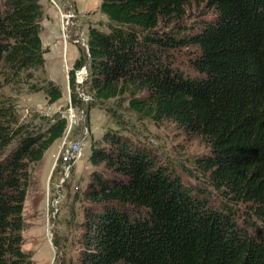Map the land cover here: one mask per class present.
Returning a JSON list of instances; mask_svg holds the SVG:
<instances>
[{
  "label": "trees",
  "instance_id": "1",
  "mask_svg": "<svg viewBox=\"0 0 264 264\" xmlns=\"http://www.w3.org/2000/svg\"><path fill=\"white\" fill-rule=\"evenodd\" d=\"M192 2L211 15L184 28ZM99 10L107 31L85 35L87 108L125 97L138 119L199 139L207 189L185 186L131 136L105 133L91 144L74 264H264V0H101ZM41 17L40 0H0V264H33L22 250L30 168L66 127L58 113L20 121L1 93L61 98L45 72ZM183 46L195 53L178 66ZM82 65L80 54L68 71L74 107Z\"/></svg>",
  "mask_w": 264,
  "mask_h": 264
},
{
  "label": "rangeland",
  "instance_id": "2",
  "mask_svg": "<svg viewBox=\"0 0 264 264\" xmlns=\"http://www.w3.org/2000/svg\"><path fill=\"white\" fill-rule=\"evenodd\" d=\"M55 1L62 13L71 9L74 15L81 16L75 21L81 24L84 35L90 26L100 31H107V19L99 10L101 0H76L82 10L89 8L84 13L76 8L72 0ZM40 3L46 7L48 1L41 0ZM48 4L49 8H53L52 4ZM54 11L59 21L62 20L57 10ZM209 15L211 12L202 4L192 2L186 6L181 22L186 28L199 21V17ZM41 21L42 17L40 26ZM59 29L61 31V24ZM194 53L195 48L187 46L173 51L175 65H184L188 61V56ZM76 54V59L80 54L82 55L79 47ZM51 57V60L45 58V72L62 93L61 98L55 103L47 104L41 92L28 93L25 90L17 91L18 88L11 90L8 87L1 90L3 98L13 103L17 116L24 123L37 125L45 121L42 117L49 118L56 113L60 114V111L66 112L69 108L68 71L72 67L66 68L68 70L66 74L65 59L62 61L60 55ZM69 65L71 66V62ZM74 75L73 72V80ZM72 107V115L77 119V125L66 140L69 143L76 140L82 143L78 160L65 176L62 161L58 157L61 137L45 151L42 159L30 168L29 187L23 208L22 250L30 254L33 264H74L78 249L77 224L81 220L79 195L85 188L92 171L88 161L91 144L93 141L101 140L107 132L117 130L120 135L131 136L132 141L138 142L156 154L158 161L178 176L185 186L191 189L201 187L207 189L202 174L195 165V159L208 150L199 139L186 135L171 122L157 125L147 119H138L127 110L125 97L89 109L85 104ZM77 200L79 202H76ZM236 207L241 218L244 216L245 208L242 205ZM53 239L58 242L59 252L53 246Z\"/></svg>",
  "mask_w": 264,
  "mask_h": 264
},
{
  "label": "built area",
  "instance_id": "3",
  "mask_svg": "<svg viewBox=\"0 0 264 264\" xmlns=\"http://www.w3.org/2000/svg\"><path fill=\"white\" fill-rule=\"evenodd\" d=\"M48 3L53 5V8L57 10L59 15L61 16L62 20H60V24L62 25V38L64 46L67 44V41L73 42L77 45L80 50L82 51L83 56V65L74 71V82H75V94L82 102V105H86L94 101V98L88 94L84 89V83L89 76V54L87 49V42L84 35L83 28L80 23L76 22L77 18H80V15H74L71 9L65 13L59 9V5L56 3L55 0H47ZM71 27L73 32H67V29ZM68 109L66 112L60 111L59 117L64 119L66 122V127L60 141L59 146V154L62 164H63V174L66 176L70 167L78 160L81 151V142L76 140L72 143H69L66 139L70 136L71 132L74 129V126L77 125V119L72 115L73 107L70 100H68ZM83 140V139H81Z\"/></svg>",
  "mask_w": 264,
  "mask_h": 264
},
{
  "label": "crops",
  "instance_id": "4",
  "mask_svg": "<svg viewBox=\"0 0 264 264\" xmlns=\"http://www.w3.org/2000/svg\"><path fill=\"white\" fill-rule=\"evenodd\" d=\"M72 1L80 12L84 13L86 10L89 9L88 8L86 10H82L79 7L76 0H72ZM48 6H49L48 3L46 7L42 5L43 15L41 21L42 30H41L40 38L42 41L43 48L46 50L44 59L49 58L51 60L52 55H60L62 61L65 59V70L66 68L70 69V67L73 66L76 60L77 57L76 53L78 52V46L71 41H67V44L64 46L62 32L59 29L60 27L59 18L57 17V14L54 11V9L52 7L49 8ZM67 32L68 34L72 33L73 32L72 28L69 27ZM70 62H71V66L69 65ZM67 71L68 70H66V74Z\"/></svg>",
  "mask_w": 264,
  "mask_h": 264
},
{
  "label": "clouds",
  "instance_id": "5",
  "mask_svg": "<svg viewBox=\"0 0 264 264\" xmlns=\"http://www.w3.org/2000/svg\"><path fill=\"white\" fill-rule=\"evenodd\" d=\"M70 96V95H69Z\"/></svg>",
  "mask_w": 264,
  "mask_h": 264
}]
</instances>
